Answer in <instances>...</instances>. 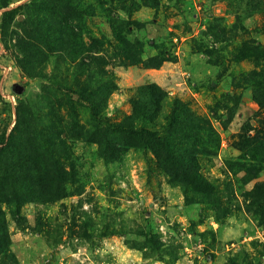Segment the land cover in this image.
Here are the masks:
<instances>
[{
    "label": "rangeland",
    "instance_id": "rangeland-1",
    "mask_svg": "<svg viewBox=\"0 0 264 264\" xmlns=\"http://www.w3.org/2000/svg\"><path fill=\"white\" fill-rule=\"evenodd\" d=\"M101 1L109 13L89 18L58 0H0V264H264V160L251 179L237 148L264 127V0ZM54 10L79 37L48 51L41 36ZM114 27L144 60L157 44L172 59L126 64L99 46ZM89 75L116 86L102 122L87 102ZM152 82L219 132L214 154L184 144L199 187L153 140L107 127Z\"/></svg>",
    "mask_w": 264,
    "mask_h": 264
},
{
    "label": "trees",
    "instance_id": "trees-1",
    "mask_svg": "<svg viewBox=\"0 0 264 264\" xmlns=\"http://www.w3.org/2000/svg\"><path fill=\"white\" fill-rule=\"evenodd\" d=\"M58 1L64 3L68 9L78 13L80 16L89 18L96 15L100 10L108 13L110 11L109 8L104 7L101 0H94L91 3H87L86 0ZM58 11L54 10L53 12L55 20L51 21L49 25L43 26L45 33L41 37L48 51L57 50L55 46L58 40L62 41L63 35L71 34L79 37V32H77L78 25H73L71 15L69 19L66 17L60 18ZM9 13L10 11H3L2 15ZM112 30L113 39L106 40L105 43L101 42L99 46L104 47L109 44L128 65L144 63L148 66L156 67L172 59L170 49L163 44H157L159 48L158 55L149 60H144L141 57L139 44H129L119 33L118 27H114ZM63 49L65 51V48ZM81 67L85 73L90 67V62H84ZM257 74L260 76L258 72ZM99 76L101 77L100 74ZM88 79L91 80V83H96V88L89 91L90 96L87 98V102L92 107L93 118L102 122V108L105 103V97L116 86L111 80H97L91 75L88 76ZM129 100L133 106V113L119 123L108 122L107 127H112L121 133L130 134L142 141L150 142L153 140L154 143L158 144V149L154 150L156 156L177 165L175 169L176 176L199 187L201 176L198 172L197 155L193 149H189L184 144L186 141H190L194 145L196 142H200L203 154H214L217 152L220 147L219 132L211 120L207 116L196 113L188 102H184L178 97L167 102L163 90L154 82L137 88ZM167 105L170 108L169 112L164 110ZM174 140H177L181 145L175 147ZM262 142H264V127H261L255 136L244 137L237 144V148L242 151V169L245 168L251 179L258 177L262 170L261 163L264 160V144L260 145ZM4 147H6L5 138L0 142V154ZM257 199V202L262 201L264 195L257 196Z\"/></svg>",
    "mask_w": 264,
    "mask_h": 264
},
{
    "label": "water",
    "instance_id": "water-1",
    "mask_svg": "<svg viewBox=\"0 0 264 264\" xmlns=\"http://www.w3.org/2000/svg\"><path fill=\"white\" fill-rule=\"evenodd\" d=\"M21 19H22V17H21Z\"/></svg>",
    "mask_w": 264,
    "mask_h": 264
}]
</instances>
